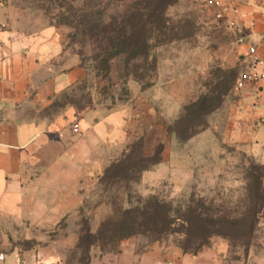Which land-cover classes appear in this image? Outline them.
<instances>
[{
    "label": "rangeland",
    "instance_id": "374dc122",
    "mask_svg": "<svg viewBox=\"0 0 264 264\" xmlns=\"http://www.w3.org/2000/svg\"><path fill=\"white\" fill-rule=\"evenodd\" d=\"M133 1L11 0L23 8L30 28H62L65 41L83 57L89 75L75 90L60 95L59 104L73 96L83 103L84 95L91 91L99 119L110 111L123 110L126 121L116 140L95 135L85 139L71 122L74 137L65 144L63 156L25 166L20 191L0 204V253L16 247H46L65 253L70 264H90L92 260L123 264L121 257H136L155 246L164 252L178 251L188 260L201 245L200 253L210 251L217 259L216 263L205 260V264H264V209L252 233L233 223L234 217H241L253 204L249 174L262 170L251 147L253 124L242 122L235 76L230 77L229 89L218 86L226 79L225 73L240 66L231 33L213 17L207 0H178L170 10L171 36L163 44L130 63L125 55L115 57L106 76L97 75L96 60L91 56L99 52V40L86 35L87 27L115 21ZM155 39L153 36L151 41ZM205 96L214 98L202 117L207 127L180 141L169 132L170 127L186 105ZM52 110L60 111V106ZM138 142L146 155L163 143L158 168L144 180V173L136 180L141 167L136 164L128 179L116 180L114 189H104L98 180L104 167ZM66 150L87 154L75 158ZM83 163L102 168L92 175L93 185L78 172L77 166ZM153 196L171 207V212L186 209L196 215L194 222L186 227L178 222L144 221L156 211L161 214L159 206L145 208L147 198ZM128 207L136 210L139 223L132 227L109 224L110 230L126 237L94 236L111 216L123 218ZM213 213L223 215L225 222L201 225L197 215L211 218ZM215 232L220 234L212 235Z\"/></svg>",
    "mask_w": 264,
    "mask_h": 264
},
{
    "label": "crops",
    "instance_id": "0c3cea01",
    "mask_svg": "<svg viewBox=\"0 0 264 264\" xmlns=\"http://www.w3.org/2000/svg\"><path fill=\"white\" fill-rule=\"evenodd\" d=\"M219 1L221 6L235 9L238 24L227 29L233 35V48L243 69L250 59L251 46L257 48L256 57H264V0ZM24 12L11 0H0V204L20 191L27 164L63 156L65 144L74 137L69 127L74 120L78 119V132L82 131L85 139L95 135L110 140L120 139L126 121L123 110H115L103 119H99L94 108L79 113L73 105L57 114L46 112L54 99L87 76V69L80 52L65 41L62 28L44 25L32 29ZM239 37L243 41L240 42ZM261 85L264 86V81L239 91L241 99L238 103L244 116L242 122L253 124L252 151L264 163V123L261 121L264 116V87ZM66 151L67 155L75 158L87 154L86 151ZM158 165L160 163L145 171L143 180L147 174L154 173ZM77 167L90 185L95 183H92V175L102 170L92 163ZM162 250L155 246L136 257L128 255L121 259L123 264L217 262L210 251L199 252L186 260L187 255L182 256L178 251ZM3 254L0 264H70L65 253L46 247H16ZM90 264L102 263L92 260Z\"/></svg>",
    "mask_w": 264,
    "mask_h": 264
},
{
    "label": "trees",
    "instance_id": "16d2710c",
    "mask_svg": "<svg viewBox=\"0 0 264 264\" xmlns=\"http://www.w3.org/2000/svg\"><path fill=\"white\" fill-rule=\"evenodd\" d=\"M177 1L178 0H135L131 5L128 6L127 9H124L123 13H121L119 18L115 21L111 23L102 21L98 23L94 22L92 25H90V27H87V30L90 32V34L87 32L86 35L92 37L95 36L97 40H99L100 50L98 53H95L91 56L96 60V63L93 65L96 74H103L106 76L107 72L110 70V60L115 57L122 58L125 55L126 61L130 63L134 58H137L140 55L148 56V51L153 46L163 44L169 38V36H171L169 35V30L172 29V26L169 24L170 18L172 16L170 10L177 3ZM209 9L211 10V14L214 17L213 10L210 7ZM218 21L221 22L224 28H227L224 21ZM87 30H85V32ZM153 36H155L156 39L151 41ZM231 38H233V35H231ZM84 66L87 69L88 76L89 70L86 65ZM241 71V65L239 66V69L238 67H234V69L225 73L227 74L226 79L218 82V86L221 87V89L223 87L229 89V83L231 81L230 77L235 76V82ZM85 78L79 81V83L74 85L71 89L75 90L81 82L85 81ZM222 93L223 91L220 92V95ZM84 98L86 101L83 103L80 102V99L77 96H73L71 98H67V100H62L63 102L60 104V99L56 98L45 110L51 115L61 112L68 105H73L77 110L93 108L94 97H92L91 91L90 93H86ZM212 101H214L213 97L205 96L200 97L196 101L186 105L183 114L170 127L169 132L175 134L180 141H186L200 133L204 128L207 127V123L202 119V117L207 114V106ZM58 105L60 106V111L52 110ZM111 112L113 111H110L109 113ZM163 149V143H159L157 149L152 154L146 155L143 152V146H141L139 142L137 144H132L131 148L127 152H124L121 158L111 161L107 166L104 167L101 176L98 179L99 183L102 184L106 190L114 189V182L122 178L128 179L130 171L136 164L141 165L140 170L138 171V178L136 179L139 180L145 171L151 170L155 165L163 161V158L161 157ZM258 162V166L261 168L262 172L260 174L251 172L248 176L252 185V192L250 193V197L252 198L253 202L252 207H250L247 212L242 213L241 217L236 216L233 218L234 224L245 227L244 230H247L249 233H252L255 230L257 219L264 209V163L260 161ZM146 201L148 203L145 206L146 209L148 207H153V205L156 207L159 206L161 209V214L157 215L156 211V214L145 217V220L142 219L146 222L154 220L160 222L162 225H174L178 222L187 227L188 225L192 224L196 218L194 217L196 215L191 214L186 209L180 210L179 212H171V207L166 208L167 205L154 196L147 198ZM135 212L136 210L134 208L128 207L121 214L123 216V218H120L121 220L114 219L111 216L109 220H107V223H102L100 230L94 236L96 238L98 236L100 238L107 236L109 240H113L116 237H126L127 234L120 236L121 234L117 235V232L110 230L109 224L112 226L116 223L132 227L136 223H139L138 214ZM191 212H195V210L193 209ZM197 216L198 219H201L200 222L202 221L201 225L212 224L217 226L218 224L222 225V223H224L226 220L223 215L216 217L214 213L211 218H205L201 215ZM109 230L111 232L106 235V232ZM218 234L220 233L215 232L212 235ZM243 235L246 236V231ZM198 237L201 238L203 236L198 235ZM202 248L203 247L199 245L194 252V255L201 251Z\"/></svg>",
    "mask_w": 264,
    "mask_h": 264
},
{
    "label": "built area",
    "instance_id": "2783aa9c",
    "mask_svg": "<svg viewBox=\"0 0 264 264\" xmlns=\"http://www.w3.org/2000/svg\"><path fill=\"white\" fill-rule=\"evenodd\" d=\"M207 5L213 10L214 17L218 20L224 21L228 28L233 29L237 26L238 22L235 18V9L221 6L219 0H207ZM238 40L241 42L243 41V38L239 37ZM256 52L257 48L255 46L249 48L250 59L244 65V68L234 82V88L238 92L255 87L257 83L264 81V57H256ZM261 121L264 123V116H262ZM72 128L75 132L80 130L78 119L73 122ZM0 258H4L3 253H0Z\"/></svg>",
    "mask_w": 264,
    "mask_h": 264
}]
</instances>
